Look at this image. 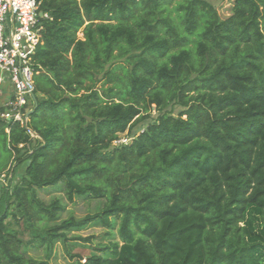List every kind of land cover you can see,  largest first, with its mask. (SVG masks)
Returning a JSON list of instances; mask_svg holds the SVG:
<instances>
[{
    "label": "trees",
    "instance_id": "16d2710c",
    "mask_svg": "<svg viewBox=\"0 0 264 264\" xmlns=\"http://www.w3.org/2000/svg\"><path fill=\"white\" fill-rule=\"evenodd\" d=\"M171 1L37 0L35 104L0 117V264L56 244L72 264H264V0ZM48 188L103 206L59 221ZM95 225L119 241L82 262L68 235Z\"/></svg>",
    "mask_w": 264,
    "mask_h": 264
},
{
    "label": "built area",
    "instance_id": "2783aa9c",
    "mask_svg": "<svg viewBox=\"0 0 264 264\" xmlns=\"http://www.w3.org/2000/svg\"><path fill=\"white\" fill-rule=\"evenodd\" d=\"M45 18L47 14L39 11L37 0H0V99L4 107L0 117L22 127L33 107L32 57L38 44L40 19ZM10 180L7 169L0 175V187L10 188Z\"/></svg>",
    "mask_w": 264,
    "mask_h": 264
},
{
    "label": "rangeland",
    "instance_id": "374dc122",
    "mask_svg": "<svg viewBox=\"0 0 264 264\" xmlns=\"http://www.w3.org/2000/svg\"><path fill=\"white\" fill-rule=\"evenodd\" d=\"M181 0H172L171 1V7L176 4V2H179ZM231 1V0H227ZM211 3L214 5V7L217 8L218 13L225 17L228 7V2L224 3H218L211 1ZM78 38H81V34L78 33ZM104 84L103 87H108L109 85L106 84V78H103L100 82H98L97 86L98 88L101 87V84ZM180 111V108L174 107L173 113L176 115ZM155 111L154 106L151 108V116L155 117ZM121 142H127V138L125 134L120 136ZM18 175V173H17ZM18 178V176H17ZM11 188V187H10ZM38 195L41 200H43L46 203H49L54 198L59 199L62 204L64 205V211L59 214V221L68 219L69 217H74L75 219H81L85 217L86 215L94 214L98 212L102 206V201H96V200H85V199H76L74 203H68L60 188H48L44 190H39ZM107 230L101 226L95 225L88 227L82 231L79 232H72L68 235V237H75V238H81V239H90V242H83L76 240L74 243L75 246L72 248L71 253L79 255L82 258V262H84L91 253L97 252L96 250L99 249L101 246L108 245L109 242H118V236L116 234V226L115 228L110 232L112 236L106 237ZM29 235L25 233L23 235V239L26 241L29 239ZM101 245V246H99ZM28 255L30 257H33L37 261H45V254L42 249L40 250H34L29 249L27 251ZM99 253V252H97ZM48 264H72L73 261L70 260V258L67 257L64 250L62 249L60 244H56L53 255L51 256L50 260L47 261Z\"/></svg>",
    "mask_w": 264,
    "mask_h": 264
},
{
    "label": "water",
    "instance_id": "95a60500",
    "mask_svg": "<svg viewBox=\"0 0 264 264\" xmlns=\"http://www.w3.org/2000/svg\"><path fill=\"white\" fill-rule=\"evenodd\" d=\"M40 16H41V14H40ZM32 99H33V104H35V98H34V96H32ZM31 111H32V110H31ZM31 111H30V112H31ZM30 112H29V113H30ZM29 113H28V114H29Z\"/></svg>",
    "mask_w": 264,
    "mask_h": 264
}]
</instances>
